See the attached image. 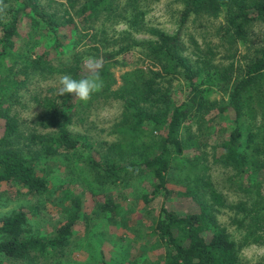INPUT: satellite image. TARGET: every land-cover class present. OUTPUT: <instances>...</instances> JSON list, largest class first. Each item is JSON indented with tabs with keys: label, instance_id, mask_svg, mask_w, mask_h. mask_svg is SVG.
Here are the masks:
<instances>
[{
	"label": "rangeland",
	"instance_id": "374dc122",
	"mask_svg": "<svg viewBox=\"0 0 264 264\" xmlns=\"http://www.w3.org/2000/svg\"><path fill=\"white\" fill-rule=\"evenodd\" d=\"M120 3L123 5L124 0ZM41 4L61 20L66 7L63 0H41ZM138 11L144 24L141 30L120 18L123 16L110 21H105L103 16L94 24L89 35L96 34L98 39L89 41V36L77 45L83 71H87L84 57L113 55L107 63L116 80L112 86L115 91L121 85L122 75L146 66L138 45L155 40L148 32L150 29L179 37L182 45L179 54L198 71L195 83L207 93L206 100H195L194 112L180 128L181 155H176L169 146L172 164L167 174L165 199L170 208L182 215L193 212L194 201L205 204L216 225L225 230L234 244L239 263L264 264V159L255 168L247 167L242 172L215 160L220 144L234 126L232 112L221 114L220 109L228 103L233 82L260 45L262 33L256 27L251 32V42L230 48L220 36L219 29L225 23L222 15L217 18L189 15L184 19V7L176 0H147ZM131 13L134 14L128 10L123 15L130 19ZM10 21V17L0 16V27ZM18 25L17 54L25 48L33 58L48 53V64L58 69L74 52L72 40L66 39L72 35L67 28L58 29L64 47L53 50L52 35L35 28L26 18ZM114 41L117 43L111 46ZM126 47L130 51L121 53ZM62 75L56 71L31 72L24 78V74H19L22 83L15 94L7 96L9 115L18 129L14 147L27 158H35L47 190L34 195L15 183L0 184V223L3 218L23 211L31 234L49 239L71 218L76 204L78 219L65 245L49 248L39 262L27 263L0 254V263L161 264L165 249L154 234V226L162 198L145 204L144 198L150 196L154 182L141 163L157 150L165 131L150 123L132 131L133 124L123 119L122 102L114 97H98L85 103L72 95H59L58 82ZM167 79L172 106H176L183 101L189 86L180 76L170 75ZM43 97L57 99L70 117L66 129L84 141V148L58 149L48 158L35 152L39 146L33 144L31 136L47 132L38 125L44 113L39 102ZM260 120L257 110L246 109L239 120L244 135L255 131ZM3 127L4 120H0V138ZM89 158L127 169L121 172L118 181L104 183L103 173L88 164ZM207 187L220 196V204L212 201ZM184 191L191 196L178 197Z\"/></svg>",
	"mask_w": 264,
	"mask_h": 264
},
{
	"label": "trees",
	"instance_id": "16d2710c",
	"mask_svg": "<svg viewBox=\"0 0 264 264\" xmlns=\"http://www.w3.org/2000/svg\"><path fill=\"white\" fill-rule=\"evenodd\" d=\"M63 1L66 7L61 20L57 18L56 13L46 11L41 0H5L8 5L7 12L0 14L11 19L5 26L0 27V120H4L3 135L0 138V184L15 183L34 195L44 194L47 185L38 174L35 158H27L23 151L14 147L18 133L17 123L9 115V107L6 104L7 96L15 94L16 88L22 83L18 79L19 74H24L26 78L31 72L56 71L71 75L75 79L89 75L88 71H83L77 45L89 36V41L98 39L96 34L89 35V30L93 29L94 24L103 16L105 21L123 16L120 18H124L136 30L144 29L138 10L140 4L147 0H124L123 5L121 0ZM176 1L184 7V19L189 15L214 18L222 15L225 23L219 29L220 36L230 48L236 47L238 43L251 42V32L256 27L262 33L260 45L233 82L228 103L220 109L221 114L232 112L234 126L226 140L220 144V153L215 159L225 167L241 172L247 167L255 168L256 163L264 159V0ZM128 10L134 12L129 16L130 19L123 15ZM23 18L28 19L35 28L53 36V50L64 47V44L60 43L58 29L67 28V31L72 33L71 37L66 39L69 42L72 40L74 52L61 67L57 69L48 64V53L34 58L27 48L19 54L15 53L16 40L19 41L18 22ZM148 32L155 40L138 45L147 62L146 66L122 75L121 85L113 91L112 86H115L116 80L107 63L113 55H103V66L99 71L104 86L91 96L90 101L98 97H114L122 102L123 119L127 124H133L130 125L132 131L135 132L145 123L165 131L157 150L141 163L154 182L150 196L144 198L145 204L162 198L154 226V234L165 249L161 264H240L234 244L228 239L225 230L216 225L205 204L194 201L193 212L182 215L170 208L165 199L168 193L167 174L172 164L169 146L176 155H181L180 128L194 112L195 100H206L207 92L195 83L198 71L196 72L194 66L179 54L182 49L179 37L168 36L155 29ZM116 43L112 42L111 46ZM93 46L95 50H99L96 45ZM128 51L130 47H126L121 53ZM170 75L180 76L189 86L183 101L176 106H172L171 90L167 86L170 83L167 79ZM39 102L44 113L38 125L47 132L31 136L33 144L39 146L35 152L48 158L55 155L58 149L72 151L84 148V141L66 129L71 122L70 117L57 99L43 97ZM248 108L251 111L257 110L261 120L255 131H248L244 135L239 120ZM88 164L95 171L103 173L104 183L118 181L121 172L127 169V166L102 164L93 158H89ZM207 189L212 201L220 204V196L210 187ZM190 196L188 191L178 193V197ZM77 205L59 233L49 239L34 237L31 234L27 228L26 213L23 211L3 218L0 223V254L14 260L36 263L45 256L49 248L63 247L77 222Z\"/></svg>",
	"mask_w": 264,
	"mask_h": 264
},
{
	"label": "clouds",
	"instance_id": "9594fccd",
	"mask_svg": "<svg viewBox=\"0 0 264 264\" xmlns=\"http://www.w3.org/2000/svg\"><path fill=\"white\" fill-rule=\"evenodd\" d=\"M8 5L5 0H0V14H6ZM84 64L89 75L75 79L71 75L64 74L59 78V95L71 94L82 102H87L91 96L100 91L104 82L100 76V69L103 66L102 58L84 57Z\"/></svg>",
	"mask_w": 264,
	"mask_h": 264
}]
</instances>
